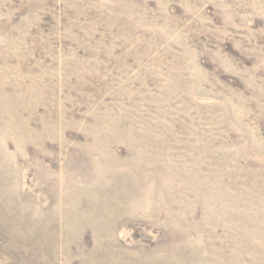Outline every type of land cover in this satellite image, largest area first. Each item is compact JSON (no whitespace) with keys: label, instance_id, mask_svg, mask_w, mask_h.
I'll return each mask as SVG.
<instances>
[{"label":"rangeland","instance_id":"obj_1","mask_svg":"<svg viewBox=\"0 0 264 264\" xmlns=\"http://www.w3.org/2000/svg\"><path fill=\"white\" fill-rule=\"evenodd\" d=\"M0 264H264V0H0Z\"/></svg>","mask_w":264,"mask_h":264}]
</instances>
